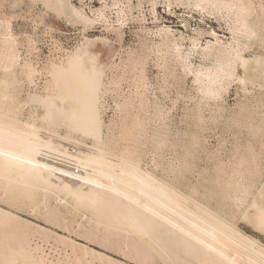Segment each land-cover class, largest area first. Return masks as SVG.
<instances>
[{
	"label": "bare ground",
	"instance_id": "1",
	"mask_svg": "<svg viewBox=\"0 0 264 264\" xmlns=\"http://www.w3.org/2000/svg\"><path fill=\"white\" fill-rule=\"evenodd\" d=\"M9 2V12L0 11V264H264V243L238 227L244 222L264 235V0H99L98 8ZM39 3L45 30L82 27L72 50L43 64L40 24L30 35L14 27L19 8L33 13ZM161 3L171 14L177 6L223 19L232 37L224 41L213 30L202 44V30L186 37L150 29L148 13L158 22ZM132 23L140 25L139 47L126 62L102 67L87 33L100 26L122 44ZM150 62L162 77L160 92L169 78L196 87L189 141V133L171 131V110L148 78ZM128 79L134 85L126 91ZM234 85L250 101L239 116L258 146L248 139L229 166L210 154L215 170L198 169L201 132L216 121L204 112L214 105L222 113ZM109 96L116 117L107 124Z\"/></svg>",
	"mask_w": 264,
	"mask_h": 264
},
{
	"label": "rangeland",
	"instance_id": "2",
	"mask_svg": "<svg viewBox=\"0 0 264 264\" xmlns=\"http://www.w3.org/2000/svg\"><path fill=\"white\" fill-rule=\"evenodd\" d=\"M9 1L10 0H0L1 14L9 12V7H8L10 3ZM74 3L78 6L85 5L87 7L90 6V7H95V8H98L100 5L99 0H74ZM133 3L137 5L138 0H133ZM145 6L148 7L149 5L145 4ZM167 10H168L167 6L164 3H161L158 9L159 21L158 22L154 21L152 19V16H150V14L148 13V16H147L148 21H147L146 26L153 30H156L159 27H170L174 32H176L177 36H180L181 33H184L186 37H189V36L192 37L195 34L196 30H202L205 32V34L203 35L201 39L202 44H205L208 40H212V38L209 36V34H207V32H211L213 30H215L217 34L221 37V39L224 41H229V39H231L232 37L228 29V25L226 21H224L223 19H217L207 14H204V15L203 14L199 15V13L192 14V13L187 12L183 8H180L177 6H174V9H173L174 13L172 14L169 11L167 12ZM43 11L45 10L43 6L41 5V3L34 6V9L32 11L33 13H29L26 7L22 6V8H19L18 11L15 12L17 16H16V19H14L15 32L17 31L16 33L18 34H20L19 30L23 27L22 32L30 35V33L32 34L34 32L36 26L40 24L39 26L40 42L38 44V48L40 49L41 52H39L40 57L38 59L39 61H41L42 64L46 63V61L50 58L59 59L62 56H64L66 53V50L68 51L72 50L78 44V42L81 41V36H82V27H78V26L74 28L72 26L62 25L61 28L59 29L60 33L58 32V30L53 31L52 33L48 30H45L43 26L41 25L42 24L41 15H43ZM135 15H138L137 10H135ZM112 19L115 20V17H112ZM184 25H186L188 28L187 29L184 28ZM139 28H140V25L138 23H132L127 28H125V37H124V41L122 42V44L117 42L116 39L112 35H108L103 30V28L100 26H97L96 28H94L92 32L87 33L89 37L92 40H94V42L92 43V47L97 52L100 58V64L102 65V67L109 66L110 62L113 60L116 61L117 63H120L121 60L122 61L124 60V62H126V60L128 59L129 50L137 49L139 47L140 41H139V38L137 37L140 34ZM23 29H25V31H23ZM22 43L24 44L25 47L28 46V43L26 42V37L22 38ZM186 45L189 46V43H187ZM254 48H255L254 49L255 52H258V50L260 51L259 44H256ZM201 61L202 60L199 58L195 59V63L197 65L201 64ZM150 64L151 65L148 66V72H147L148 78L150 82L152 83V86L155 87V88L153 87L155 89L153 92L157 95L159 100L164 105H166L168 109L170 108L171 110V114H170L171 121L169 123H171L172 133L173 132L175 133V131L177 130H182L181 132L183 133V135H185L186 133H189V134H186L187 136L185 137V141L186 140L189 141L188 135H190L191 132H194L196 128L192 125V123L189 120H187V113L189 112V110L193 108V105H195L196 103L195 101H197V98H198L196 87L194 86L192 79H188L187 81L177 79L176 81V79L171 78L173 79L171 80L169 78L168 85L164 86V90H165L164 93L160 92L158 89L161 85H163V83H159L160 81L162 82V77L159 75V70L154 65H152L153 63L150 62ZM180 73H181L180 71H177V76H180L181 75ZM240 74H242L241 71H240ZM111 77L112 76L110 75V78ZM125 83L126 84H124L123 88L126 91L130 89L132 85H134L132 84V80H129L128 83L127 82ZM158 85L160 86L158 87ZM240 90L241 89H239V86L237 85L232 86L229 94L225 96V101L227 102L223 104L224 110L222 111V113L217 112V108L214 105L210 109L205 110L206 113L204 112V115L206 116V118L209 120L210 118L213 117V118H216V121L213 120L212 122H210L211 120H209L207 124L204 126V131L201 132L203 134L201 136L202 143L200 142V147H199L200 150L196 152V155L197 154L198 155H197V159L195 160V164L198 165V166L196 165L198 169L206 168L210 170L211 172H213L216 168V166H214L215 162H213V160H216V157H217L218 163H221V164L225 163L224 165H226L228 162L232 163V161L235 160L234 158L235 155H237L236 151L238 150L237 149L238 147H240V151L242 153L245 152L244 150L246 149V146L249 143V141H247L248 139L251 140V142L255 140L254 141L255 143L254 142L253 143L255 146L256 145L258 146V139H255L254 136H252L251 130L248 127L247 129L244 126L245 122L240 120L239 114L241 112V107L249 104L250 102L248 101L249 99H247L248 96ZM262 96L264 97V95ZM164 97H167V98L164 99ZM263 97H261L260 99L264 100ZM110 98L111 96L107 98L106 111L108 112L105 111L107 115L105 114V117H104V120L107 124L109 123L110 120L116 117L115 116L116 106H115L114 100ZM239 105L240 107H238ZM260 107L262 106L260 105ZM263 108L262 109L259 108V110L264 111ZM210 110L212 111L210 112ZM236 116H238L239 118ZM234 119H236L237 121ZM232 120H234L235 122H233ZM239 121L241 122L239 123ZM236 123L244 127H240L236 125ZM237 128H238V132H237ZM246 143L247 145H244ZM210 154L212 156L215 155L214 157H212L214 158L213 160L207 159L209 157L211 158ZM219 158H222L221 159L222 161ZM217 162H216V165L219 166ZM229 165L230 163H228L227 166ZM20 216H22L25 219H28L31 222H34L35 224L41 227L54 230V228L51 225L49 224L47 225V223H45L41 219L26 215L23 213H21ZM243 224L244 222L238 223V227H240L241 231H243L246 234L248 233L247 235L252 236L253 238H256V239L259 238L264 243L263 234H260L257 231L253 230V228L248 226L247 224H244V225ZM87 245L89 246V244ZM89 247L97 250L98 252L106 253L107 255L112 256L113 259L121 260L119 259L118 255L111 254L110 252H107L106 250H104L103 248L97 245L93 246L92 244V246H89Z\"/></svg>",
	"mask_w": 264,
	"mask_h": 264
}]
</instances>
